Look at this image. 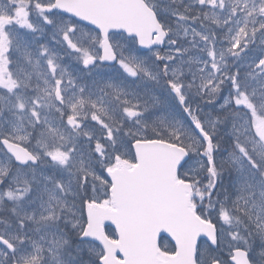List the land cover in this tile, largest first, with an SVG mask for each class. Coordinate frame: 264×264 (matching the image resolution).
Returning a JSON list of instances; mask_svg holds the SVG:
<instances>
[{"label": "snow or ice", "instance_id": "6c2138e0", "mask_svg": "<svg viewBox=\"0 0 264 264\" xmlns=\"http://www.w3.org/2000/svg\"><path fill=\"white\" fill-rule=\"evenodd\" d=\"M0 264H264V0H0Z\"/></svg>", "mask_w": 264, "mask_h": 264}]
</instances>
